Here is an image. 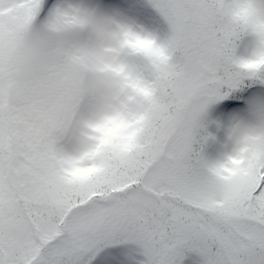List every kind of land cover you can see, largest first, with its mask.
Segmentation results:
<instances>
[{
	"label": "snow or ice",
	"instance_id": "1",
	"mask_svg": "<svg viewBox=\"0 0 264 264\" xmlns=\"http://www.w3.org/2000/svg\"><path fill=\"white\" fill-rule=\"evenodd\" d=\"M0 264H264V0H0Z\"/></svg>",
	"mask_w": 264,
	"mask_h": 264
}]
</instances>
